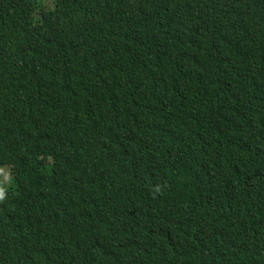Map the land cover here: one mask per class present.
<instances>
[{"label": "trees", "instance_id": "trees-1", "mask_svg": "<svg viewBox=\"0 0 264 264\" xmlns=\"http://www.w3.org/2000/svg\"><path fill=\"white\" fill-rule=\"evenodd\" d=\"M0 166V264H264V0H0Z\"/></svg>", "mask_w": 264, "mask_h": 264}, {"label": "clouds", "instance_id": "clouds-1", "mask_svg": "<svg viewBox=\"0 0 264 264\" xmlns=\"http://www.w3.org/2000/svg\"><path fill=\"white\" fill-rule=\"evenodd\" d=\"M6 175V169L5 168H0V176H5ZM12 177L10 174L6 175L5 179H0V203L4 202L7 199L8 195V184L11 183ZM156 192H160L161 189L157 187L155 189Z\"/></svg>", "mask_w": 264, "mask_h": 264}, {"label": "rangeland", "instance_id": "rangeland-1", "mask_svg": "<svg viewBox=\"0 0 264 264\" xmlns=\"http://www.w3.org/2000/svg\"><path fill=\"white\" fill-rule=\"evenodd\" d=\"M5 166H0V168H4ZM5 169H6V175L7 174H10L11 175V177L13 178V175L11 174V172H10V167H5ZM6 175L5 176H0V179H5L6 178ZM7 187H9V185L7 186ZM9 189V188H8Z\"/></svg>", "mask_w": 264, "mask_h": 264}]
</instances>
